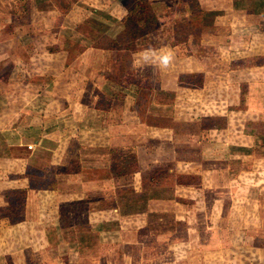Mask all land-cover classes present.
Listing matches in <instances>:
<instances>
[{"label": "rangeland", "instance_id": "1", "mask_svg": "<svg viewBox=\"0 0 264 264\" xmlns=\"http://www.w3.org/2000/svg\"><path fill=\"white\" fill-rule=\"evenodd\" d=\"M199 1L36 0L30 20L28 13L22 18L42 24L31 30L36 36L59 26L51 39L57 34L67 45L54 49L70 48L55 67L63 75L31 80L64 96L65 104L41 119L50 140L44 149L63 157L58 170L25 169L23 192L2 194L8 205L0 207V264H264V0ZM137 3L153 17L143 29L131 23L124 30L122 16ZM101 34L114 41L112 52L90 49ZM148 48L171 49L173 64L142 67ZM10 91L14 99L15 87ZM47 97L34 94L25 121L43 112ZM142 114L168 115L165 122L147 117L148 124L224 114L230 127L235 123L231 140L242 142L243 122L257 119L249 127L259 138L238 165L243 172L229 164L221 174L232 141L196 151L198 160L179 156L197 148L195 128L179 127L182 137L171 139L141 127ZM56 171L71 173L61 183L69 185L41 205L37 190L49 187Z\"/></svg>", "mask_w": 264, "mask_h": 264}, {"label": "crops", "instance_id": "2", "mask_svg": "<svg viewBox=\"0 0 264 264\" xmlns=\"http://www.w3.org/2000/svg\"><path fill=\"white\" fill-rule=\"evenodd\" d=\"M17 2V1H16ZM22 4L19 5L18 3L15 4L14 0H0V207L7 206L8 202L3 197L2 194L9 193L8 189H13L18 192H23V189L27 187L25 184V174L27 171L25 169H38L41 171H50L52 166L57 168V170L62 165V157H58L57 148H53L51 151H46L44 149L45 142H49L48 133L44 131L41 119L46 117V111L53 109L57 103L65 104L63 101L62 95L56 96V88L53 91H50L52 95L46 90L44 87H39L40 84H32L31 80L33 77H56L63 75L62 72L56 73L55 67L58 65V61H64V56L70 50V48H56L54 49V45H67L64 42H60V39L67 41L65 38H61L60 36L57 37V34H54L53 41L51 39V33H55L59 26H53L51 30L41 32L38 36L34 35L31 31L32 29L41 26L35 25L30 26L31 22H27L25 25L22 21V18L28 13L30 20L33 10L36 8V0H29L28 2H21ZM25 3V4H24ZM201 3V0L199 1ZM142 4V3H140ZM134 8V7H133ZM132 8V9H133ZM131 9V10H132ZM129 12H126L124 16H122V24L125 26V18L128 17ZM36 23V22H34ZM33 27V28H31ZM37 29V28H36ZM43 33V34H42ZM59 35H64L61 31ZM66 38L67 36L64 35ZM102 39L98 42L91 43L92 47L90 49H97V50H112V45L114 43L113 40L110 42L108 41L109 48L103 47L101 44L105 43V36L101 34L100 36ZM69 40V38H67ZM52 41V42H51ZM116 41V40H115ZM46 48L44 49V47ZM111 46V47H110ZM47 49V50H46ZM123 50L122 48H120ZM107 50V51H108ZM125 51V50H124ZM127 52V51H126ZM129 52V51H128ZM62 59V60H61ZM14 62V63H13ZM25 62V63H24ZM65 63V62H64ZM63 63V65H64ZM62 65V66H63ZM25 67V69H23ZM64 67V66H63ZM26 74L28 76H26ZM27 78L29 79L28 84ZM37 81V79H35ZM14 83V84H13ZM54 80L50 83L53 86ZM11 87H15L16 92L14 99L12 97H8L11 93ZM69 90H65L68 92ZM34 94L47 97L43 100L41 104L43 106V112L39 114V116H35L36 113L31 112L29 113L30 116L27 120H24V110L26 107L31 109L28 105L25 106L28 101L30 102L31 99L34 98ZM24 95L28 96V100L24 97ZM64 95V94H63ZM36 98V97H35ZM37 99V98H36ZM39 101V99H37ZM48 102H44L47 101ZM40 102V101H39ZM44 104V105H43ZM16 108L19 109L20 112H16V116H12L14 113L11 109ZM27 109V108H26ZM51 112V111H50ZM50 115V113H48ZM200 114V113H199ZM226 114V113H225ZM198 115V114H197ZM140 119V126L144 127L145 129H153L157 130V133H170L171 139L174 138L175 140L179 137V127L183 130V127H187L188 125H192L195 128V134H197V143L198 146L196 147H187L183 153H179L178 155L184 156H196L197 160L199 159V153L196 151L202 149L203 153H205L208 149L211 152H214L218 146H225L228 145L232 140V137H236L233 134V127L235 126L234 121L230 127V121L227 119L228 117L224 114H217V115H198L194 117V120L188 122L186 120H177L173 118V121L170 124L165 123H154L152 120H149V124L147 122L148 114L139 115ZM163 117L156 118V122H165V119L168 115H163ZM222 120V122H220ZM187 122V123H183ZM226 121V122H225ZM251 121H257V119H246L243 122L242 126V134L241 137L243 139V143L240 139L233 140L232 144L229 146L225 153L224 159V166L221 171V174L228 173L230 168L228 167L229 164L232 166H236L239 170L242 171L243 167H239L238 165L243 166L245 160L248 159L249 155H251L254 143L257 138H259V134H255L256 132L253 129V124L256 125L257 122L252 123ZM204 123H208L207 126ZM224 123V124H223ZM220 124V125H219ZM253 127H249V126ZM239 126V125H237ZM133 129V126L129 127ZM176 134V136H175ZM212 135H221L223 139L218 142V140H214ZM207 137V140H206ZM201 138L204 139L201 145ZM168 139V138H167ZM248 139V140H246ZM159 140V139H158ZM158 142V141H157ZM31 147V148H29ZM215 147V148H214ZM5 149V150H4ZM136 154V148L133 149ZM189 151V152H187ZM77 160V159H76ZM6 167H4V165ZM9 164V165H7ZM80 172L82 171V165ZM2 167H4L2 169ZM238 170V171H239ZM212 171V170H211ZM62 172V171H61ZM60 171H56L53 173L52 183L49 187L44 189H39L42 194H44V199L42 200L43 205L45 203V197H48L52 194H60V190L62 188H67L69 184H61L64 181H69L71 178L64 175L71 173L64 172L63 174ZM243 172V171H242ZM61 178V179H60ZM73 178V177H72ZM75 179H78L75 177ZM159 184V183H156ZM87 186V185H85ZM85 191V195L87 196L86 188H83ZM36 190H32L29 187L28 193L29 196H34L33 193ZM81 192V190H80ZM80 197L83 196V193H79ZM107 198V197H106ZM78 199V198H77ZM55 200V199H54ZM30 201L28 197L27 202ZM38 203V201H36ZM70 203V202H69ZM50 204V203H49ZM32 205L31 203L28 206ZM29 212H25V215L28 216ZM26 216V217H27ZM23 217V212H21V216ZM22 224V223H21ZM21 224H17L16 227L19 230H22L23 233L25 228L21 226ZM3 225H5L3 223ZM1 226V225H0ZM27 230L30 232V226L27 225ZM9 248L7 249L8 252H15V248L8 245ZM31 247V246H30ZM32 249V248H31Z\"/></svg>", "mask_w": 264, "mask_h": 264}, {"label": "clouds", "instance_id": "3", "mask_svg": "<svg viewBox=\"0 0 264 264\" xmlns=\"http://www.w3.org/2000/svg\"><path fill=\"white\" fill-rule=\"evenodd\" d=\"M175 56L171 49L161 50L160 54L153 48H148L141 53L140 65L142 67L155 66L160 70L168 69L174 62Z\"/></svg>", "mask_w": 264, "mask_h": 264}, {"label": "trees", "instance_id": "4", "mask_svg": "<svg viewBox=\"0 0 264 264\" xmlns=\"http://www.w3.org/2000/svg\"><path fill=\"white\" fill-rule=\"evenodd\" d=\"M148 16H152L149 12V10L140 3H137L132 10L129 11L128 17L125 18V26L124 30H128V27H130V24L132 23L137 28L143 29L146 25V21L149 18ZM106 40V38H105ZM109 40H106L105 43L101 44L105 48H109L108 43ZM110 42V41H109ZM111 47V46H110ZM130 45H123L122 49L125 51H130L131 49Z\"/></svg>", "mask_w": 264, "mask_h": 264}, {"label": "built area", "instance_id": "5", "mask_svg": "<svg viewBox=\"0 0 264 264\" xmlns=\"http://www.w3.org/2000/svg\"><path fill=\"white\" fill-rule=\"evenodd\" d=\"M29 148H31V147H29Z\"/></svg>", "mask_w": 264, "mask_h": 264}]
</instances>
